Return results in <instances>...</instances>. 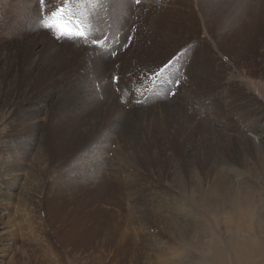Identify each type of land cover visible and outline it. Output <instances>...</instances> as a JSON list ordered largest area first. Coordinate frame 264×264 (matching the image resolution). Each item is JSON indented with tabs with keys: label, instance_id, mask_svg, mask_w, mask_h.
<instances>
[{
	"label": "rangeland",
	"instance_id": "374dc122",
	"mask_svg": "<svg viewBox=\"0 0 264 264\" xmlns=\"http://www.w3.org/2000/svg\"><path fill=\"white\" fill-rule=\"evenodd\" d=\"M61 2L0 0V264H263L264 0L78 6L102 51L43 29ZM233 139L239 166L207 163ZM59 175L102 185L81 199L111 215L110 245L50 210Z\"/></svg>",
	"mask_w": 264,
	"mask_h": 264
},
{
	"label": "bare ground",
	"instance_id": "6f19581e",
	"mask_svg": "<svg viewBox=\"0 0 264 264\" xmlns=\"http://www.w3.org/2000/svg\"><path fill=\"white\" fill-rule=\"evenodd\" d=\"M2 1V0H1ZM4 2V1H3ZM3 2H2V4H3ZM8 2V1H7ZM6 2V4H8ZM29 2V1H28ZM5 3V2H4ZM3 6H5L4 4H3ZM2 6V7H3ZM6 6H8V5H6ZM5 6V7H6ZM27 6V5H26ZM4 7V8H5ZM4 8H2L1 9V7H0V28H1V26L3 27V25L5 24V21H4V18L1 16V13H2V11L4 10ZM26 8V7H25ZM25 8H24V10H25ZM31 8V7H30ZM87 8V7H86ZM23 10V11H24ZM13 15H15V14H13ZM11 17V16H10ZM15 17V16H14ZM12 18V17H11ZM2 29V28H1ZM248 54V53H247ZM12 70V69H11ZM90 72V71H89ZM128 96V95H127ZM52 99V98H51ZM142 100V99H141ZM136 104V103H135ZM188 104V103H187ZM111 105V104H110ZM133 105V104H132ZM195 106V105H194ZM68 107V106H67ZM67 107L64 109V111H66V109H67ZM76 107V106H75ZM110 107V106H109ZM115 107V106H114ZM137 107V106H136ZM177 109V108H176ZM112 110V109H111ZM61 112H63V111H61ZM179 112V111H178ZM135 113V112H134ZM172 112L170 111V114H171ZM176 113V112H175ZM180 113V112H179ZM173 114H174V112H173ZM174 115H176V114H174ZM173 116V115H172ZM171 117V116H170ZM173 118V117H172ZM186 118V117H185ZM170 119V118H169ZM174 119H176V118H174ZM173 119V120H174ZM179 119V118H178ZM172 120V122H173V124H170V125H172V129H176V127H177V123H178V121L176 120L175 122ZM21 122V121H20ZM89 122V121H88ZM89 124V123H88ZM84 125V124H83ZM82 125V126H83ZM86 125V124H85ZM52 127V126H51ZM257 128V127H256ZM65 129V128H64ZM132 130H130V132H131V134H134V135H136V134H138L136 131H137V128L135 129V128H131ZM248 132H249V130H241L240 131V138L242 139V142H244L245 140H247V139H249V135H248ZM264 135V134H263ZM134 138V137H133ZM261 138V139H260ZM235 139V138H234ZM232 140V142H230L227 146H228V149H227V153H228V155H229V157H230V159L228 160V158L226 157V158H224L222 161H220V162H218V163H215L214 162V160H216L215 158H214V156H213V154H209V157L210 158H207V163H212V164H214L213 166H215L216 168H217V165L216 164H224V167L225 168H227L226 170H228V168L230 167H233V166H235V165H237V166H239L243 161H241L242 160V158H244V156L246 155V153L248 152V150H242V148H241V146H243V147H245L244 146V144L243 143H241L240 142V140L238 141V139H236V140ZM259 140H261V144H264V137L263 136H261V135H259ZM246 142V141H245ZM22 143L23 142H21V141H19V144L22 146ZM251 143H252V141H251ZM249 144V143H248ZM49 145V144H48ZM253 145V144H252ZM247 147H249L248 145H246ZM222 147V146H221ZM252 148V147H251ZM17 149H20V148H17ZM17 149H15L14 148V150L16 151ZM245 149V148H244ZM21 151V150H20ZM260 151V150H259ZM222 152H223V150H222ZM11 155V154H10ZM49 155V154H48ZM47 155V156H48ZM17 158L16 159H18L19 158V160H20V157H19V155L17 154ZM46 155L45 156H40V157H42L43 159V162L45 163V164H49V167H50V163L51 162H49V159H48V157H47ZM59 156V155H58ZM39 157V158H40ZM61 159V158H60ZM100 160V159H99ZM260 160V159H259ZM60 161V160H59ZM224 161V162H223ZM19 162V161H18ZM61 162V161H60ZM21 162H19V163H15L14 162V164L12 165V167L11 168H8V169H6L7 171H9V172H12V171H22V168H23V165L22 164H20ZM47 167V166H46ZM216 168H214V169H216ZM114 170V169H113ZM113 170H112V172H113ZM24 171V170H23ZM235 171V170H234ZM110 172V171H109ZM111 172V173H112ZM59 173V172H58ZM122 173V172H121ZM191 173V172H190ZM113 174V173H112ZM202 174V173H201ZM120 175V174H119ZM85 176V175H84ZM226 176V173H222V174H220V173H218V179H217V183H216V187L215 188H219L222 192H225V188L226 187H228L229 186V184L227 183V181L225 180V177ZM59 177H61V179L60 180H62V181H60V186H59V194H58V198H57V200H58V202L60 201V203H55L54 201L55 200H53V202L56 204V205H52V208L50 209V210H52V211H59V210H61L60 209V207L62 208V207H65V210L67 209L68 210V212L70 211L69 210V205H73V206H76V207H74L75 208V210H72L73 211V215L72 214H70L69 216L68 215H66V214H64L63 213V208H62V210L60 211L62 214H60V213H58V215H60V216H62V217H66V218H69V220H70V222H71V224H73L74 225V223L73 222H77L78 223V225H81V226H85L86 227V225H88L87 227H88V229H93V230H95L94 231V234H96L95 236L96 237H100V235H102V239L104 240V244H106L107 246L108 245H110V242L111 241H114L115 239H116V237H117V229H116V224H112L111 223V215L108 213L107 214V212H103L102 213V216H101V212L99 211V209H97V207H96V209L97 210H95L94 208H93V204L96 202V199L95 200H93L94 198H95V196H93L92 198H90V200H87V199H81L82 198V196H83V194H85L84 192L87 190L85 187L86 186H88V185H91L92 184V187L91 188H89L88 187V189H90L91 191H92V194L93 193H95V191L97 192V191H101L100 190V186H102V185H98L95 181H94V178L91 176V178H87L86 179V177H85V180H86V182H87V184L84 186L83 184H81V183H76L74 180L72 181V182H70V181H68L67 180V178H65V176H63V175H59ZM100 177V176H99ZM110 177V176H109ZM116 177H118V176H116ZM116 177H113L111 180H112V182H110L111 184L115 181V179L114 178H116ZM120 177V176H119ZM228 178V177H227ZM89 179L90 180H92V183L90 184L89 183ZM106 179H108V178H106ZM96 180V179H95ZM117 180V179H116ZM105 182H106V180H104ZM82 182V181H81ZM99 183V182H98ZM104 183V182H103ZM102 183V184H103ZM105 184H107V183H105ZM109 184V183H108ZM107 184V185H108ZM105 186V187H107V188H109L110 189V187H108V186ZM179 185V184H178ZM110 186V185H109ZM105 187H104V189H105ZM181 187V186H180ZM106 188V189H107ZM108 189V190H109ZM55 190V189H54ZM90 190H88V191H90ZM0 192H2V190H0ZM90 193V192H89ZM98 193V192H97ZM100 193V192H99ZM98 193V194H99ZM110 193V192H109ZM66 195H69V197L71 196V198H69V199H67V200H65L64 201V204H62L61 205V202H63L62 201V199L66 196ZM95 195H96V193H95ZM99 196V195H98ZM97 196V197H98ZM100 196H103V195H100ZM89 197V196H88ZM91 197V196H90ZM106 198V197H105ZM112 193H111V195L109 194L108 196H107V201H111L112 200ZM238 198V197H237ZM239 198H241V197H239ZM243 198V197H242ZM54 199V198H53ZM242 199H240V201H241ZM101 201V200H100ZM242 201H245V199H243ZM48 202H49V200H48ZM52 202V203H53ZM235 202H237V200L235 201ZM239 202V201H238ZM237 202V203H238ZM239 204V203H238ZM72 206V207H73ZM168 208V207H167ZM170 208H171V205H170ZM107 211H109V210H107ZM51 212V211H50ZM65 212V211H64ZM70 213V212H69ZM72 213V212H71ZM59 217V216H58ZM67 221V220H66ZM87 221H90L91 223H90V225H89V223L87 222ZM85 222H87V223H85ZM77 223H76V225H77ZM67 224V223H66ZM78 225H77V227H78ZM64 226V225H63ZM83 228V227H82ZM76 229V228H75ZM79 230V229H78ZM86 230H87V228H86ZM92 230V231H93ZM89 231V230H88ZM92 231H91V233H92ZM101 232H103V234H101ZM79 233H80V231H79ZM78 233V234H79ZM90 233V232H89ZM90 233V234H91ZM93 234V233H92ZM86 236V235H85ZM91 236V235H90ZM92 237H93V235H92ZM96 237H94V238H96ZM81 238V237H80ZM79 239V238H78ZM95 241H98V240H95ZM91 242V241H90ZM80 243H81V241H80ZM112 244V243H111ZM78 245H80L79 243H74V246H78ZM100 245V244H99ZM5 247V246H4ZM101 247V246H100ZM103 247V246H102ZM78 248V247H77ZM104 248V247H103ZM102 249V248H101ZM125 249V248H124ZM59 259V258H58ZM264 264V263H263Z\"/></svg>",
	"mask_w": 264,
	"mask_h": 264
},
{
	"label": "snow or ice",
	"instance_id": "6c2138e0",
	"mask_svg": "<svg viewBox=\"0 0 264 264\" xmlns=\"http://www.w3.org/2000/svg\"><path fill=\"white\" fill-rule=\"evenodd\" d=\"M46 0H39L38 8L44 11ZM100 0H62L47 18L43 20V29L52 34L57 41H72L83 46H91L96 50H103L106 39L90 34L89 27L84 23L83 14H78V6L86 8L90 4L99 3ZM139 3V0H136ZM118 79V78H117Z\"/></svg>",
	"mask_w": 264,
	"mask_h": 264
}]
</instances>
